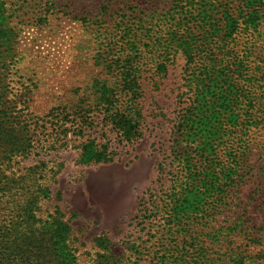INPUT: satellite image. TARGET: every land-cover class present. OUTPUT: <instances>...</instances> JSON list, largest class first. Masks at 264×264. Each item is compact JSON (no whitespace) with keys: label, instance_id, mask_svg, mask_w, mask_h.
Segmentation results:
<instances>
[{"label":"rangeland","instance_id":"1","mask_svg":"<svg viewBox=\"0 0 264 264\" xmlns=\"http://www.w3.org/2000/svg\"><path fill=\"white\" fill-rule=\"evenodd\" d=\"M228 2L235 13L238 0H0L5 171L39 167L50 191L40 214L59 208L78 264H264V129H252L215 210L186 224L170 205L176 127L191 102L190 124L221 125L234 96L257 116L264 108V19L220 50ZM102 83L117 107L134 103L133 136L111 123ZM181 135L185 153L194 137ZM25 142L31 151L12 149Z\"/></svg>","mask_w":264,"mask_h":264},{"label":"trees","instance_id":"2","mask_svg":"<svg viewBox=\"0 0 264 264\" xmlns=\"http://www.w3.org/2000/svg\"><path fill=\"white\" fill-rule=\"evenodd\" d=\"M238 1L235 13V5L226 3L224 12L230 16L227 24H231V27L224 33L220 47H217L220 50L225 51L227 42L236 40L243 31H256L264 19V0ZM130 76L131 74L128 75ZM127 83L131 85L132 82ZM102 84L104 89L113 93L109 98L111 109L118 111L111 123L117 130L126 132L125 136H133L135 127L141 124L139 115L134 110V103H129L124 109L117 107V93L112 86ZM244 98L248 99V96L245 95ZM234 99L233 104L224 109L223 115L218 112L222 117V123H219L221 125L216 126L212 121L197 123V116L191 124L190 120L186 121L193 102L180 115L182 117L176 127L177 145L173 152V159H176L173 162H178L176 169L180 171L170 172V205L172 217L183 218L186 224L215 210L220 202L219 198L229 193L228 187L237 184L235 179L250 149V133L255 128L264 129V108L262 114L257 116L256 112L251 113L245 107L241 97L234 96ZM250 104L249 108L252 109L255 103ZM241 109L243 111L239 112ZM212 113L215 112H206L207 115ZM199 127H204L206 131V135L201 136L206 138L204 141L195 139ZM182 133L194 137L190 138L194 141L186 148L185 153L181 152L180 146ZM4 148L0 143V264H78L69 243L70 227L59 218V208L56 207L57 211L50 213L45 219L40 214V203L49 198L50 191L49 186L42 182L43 176L37 170L39 167H31L26 174L22 173L18 177L6 174L5 167L8 166L3 162L6 160L2 155ZM28 148L31 151L33 146L25 142L21 145L14 144L12 149L25 152ZM170 158L160 162L158 182H162L164 172L168 169L165 163ZM104 159H108V156L104 155Z\"/></svg>","mask_w":264,"mask_h":264}]
</instances>
